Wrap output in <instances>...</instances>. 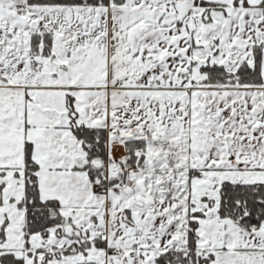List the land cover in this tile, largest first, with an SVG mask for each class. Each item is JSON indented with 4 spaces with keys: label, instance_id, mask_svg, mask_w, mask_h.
<instances>
[{
    "label": "snow or ice",
    "instance_id": "1",
    "mask_svg": "<svg viewBox=\"0 0 264 264\" xmlns=\"http://www.w3.org/2000/svg\"><path fill=\"white\" fill-rule=\"evenodd\" d=\"M0 264H264V0H0Z\"/></svg>",
    "mask_w": 264,
    "mask_h": 264
}]
</instances>
